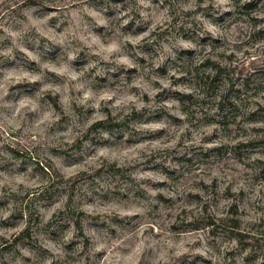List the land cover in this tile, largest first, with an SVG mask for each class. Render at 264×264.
Returning <instances> with one entry per match:
<instances>
[{"label": "clouds", "instance_id": "clouds-1", "mask_svg": "<svg viewBox=\"0 0 264 264\" xmlns=\"http://www.w3.org/2000/svg\"><path fill=\"white\" fill-rule=\"evenodd\" d=\"M0 264H264V0H0Z\"/></svg>", "mask_w": 264, "mask_h": 264}]
</instances>
